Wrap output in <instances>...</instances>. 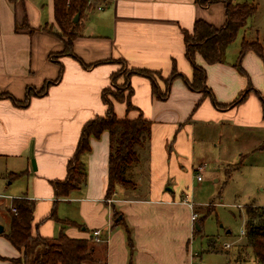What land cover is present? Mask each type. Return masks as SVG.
I'll return each mask as SVG.
<instances>
[{
    "label": "crops",
    "instance_id": "0c3cea01",
    "mask_svg": "<svg viewBox=\"0 0 264 264\" xmlns=\"http://www.w3.org/2000/svg\"><path fill=\"white\" fill-rule=\"evenodd\" d=\"M53 1L0 0V94L23 102L28 90L39 92L47 85L43 94L31 96L22 108L0 99V179L6 191L18 181L21 192L10 189L12 193L2 199L11 202V207L15 199L32 201L33 226L42 238L63 232L71 239L92 240V232L100 230L106 264H195L190 240L196 221L190 220L194 213L190 204H201L193 203L188 190L189 180L205 171L204 164L195 163L207 151L200 131L216 129L220 134L212 148H217L222 132L239 129L243 148L239 159L248 155L250 148L246 147H253L254 152L264 150V112L256 96L264 95L261 60L250 52L241 60L253 92L243 103L227 107L247 88V79L234 68L237 56L207 65L196 55L195 63L204 68L206 86L216 104L225 107L217 108L185 84L192 78V68L184 56L183 33L191 32L197 20L222 26L223 4L201 7L195 0H112L110 4L91 0V10L78 24L80 37L72 43L76 59H52L64 48L53 34L58 31ZM174 66L181 77L172 81L167 98L159 101L150 81L137 71L153 73L159 91L164 92L161 78L166 80ZM119 70L131 73L126 85L123 76L117 85L131 88L134 109L128 111L124 102L112 100L114 115L130 120L141 115L151 123L148 140L138 151L140 160L128 170L134 188L117 185L106 199L109 135L104 132L90 139L91 151L82 157L85 185L66 199H56L51 182L66 179L67 164L74 157L83 126L105 116L107 106L101 93L114 90L112 76ZM10 173L23 175L11 181ZM255 184L264 187V181ZM139 189L146 195L136 194ZM115 214L122 218L119 225H114ZM60 221L69 224L62 227ZM20 257L0 235V264H8L1 258Z\"/></svg>",
    "mask_w": 264,
    "mask_h": 264
},
{
    "label": "trees",
    "instance_id": "16d2710c",
    "mask_svg": "<svg viewBox=\"0 0 264 264\" xmlns=\"http://www.w3.org/2000/svg\"><path fill=\"white\" fill-rule=\"evenodd\" d=\"M91 0H54L53 13L54 21L58 31L55 36L62 41L63 51L60 54L52 56V59L69 56L76 59L72 52L73 41L80 37L78 32V24L81 17L91 10ZM96 1V0H95ZM101 2H110L112 0H98ZM201 7L209 4L221 3L224 6V23L220 27H213L205 21L197 20L191 32L183 33V41L185 46V58L192 68V78L185 81V84L192 92L201 93L208 97L212 104L217 108H225L216 104L210 90L206 86V73L202 66L195 63L196 55H199L207 65H215L224 63V53L226 48L236 39L240 30L247 25L248 19L255 12L252 5L233 3L232 0H195ZM79 15L77 23H73L75 15ZM49 32H51L48 29ZM253 53L257 56L264 67V47L256 40L247 41L242 38L238 59L234 68L237 72L247 79L246 90L229 106L235 107L244 102L247 95L253 92L247 74L240 66L241 60L247 53ZM140 75L147 78L151 83L152 93L159 101L167 98L168 91L172 81L181 75L176 72L175 66L169 77L163 80L165 85L164 92H160L153 73L148 71H137ZM59 74L55 82L60 79ZM131 73L119 70L112 76V86L114 90L105 89L101 93V99L107 106L106 114L103 117H97L87 122L82 130L77 144L74 157L67 164V176L64 181L51 182L54 197L56 199H66L68 195L81 189L85 185V168L82 157L90 153V139L98 138L104 132L109 135V155H108V180L106 189V199L114 193L117 185L123 188H134L132 181L125 178V171L136 165L139 158V150L146 144L151 123L145 120L141 115L136 119H118L114 115L112 109V100L124 102L126 109L129 111L134 109L131 105L132 90L129 86L125 88L117 85V79L121 76L125 77V85ZM45 85L39 92L28 90L26 100L23 102L14 100L8 94H0V99H8L18 108H22L28 104L31 96H40L46 89ZM125 92H127L125 94ZM260 99L264 112V95L256 94ZM241 166V165H240ZM238 166L237 169L240 168ZM23 174H8L9 180H14ZM12 207L16 209V214L10 212L9 231L3 236L11 246L21 254L17 259H4L8 264H106V245L102 246L103 258H96L98 250L96 245L90 243L91 239H71L63 232L54 238L40 237L33 226V214L35 205L32 201L24 199H15ZM118 214L114 215V225L122 223V218ZM118 217V218H117ZM62 227L68 225V222L60 221ZM199 230L195 229V234L200 232V224L196 221ZM243 239L246 248L250 249L256 264H264V207L248 206L245 208V222L243 227ZM93 242V241H92ZM128 248L130 256L133 255V242L129 231L127 233ZM42 246V247H41ZM41 247V248H39ZM245 260L237 261V263H245Z\"/></svg>",
    "mask_w": 264,
    "mask_h": 264
},
{
    "label": "rangeland",
    "instance_id": "374dc122",
    "mask_svg": "<svg viewBox=\"0 0 264 264\" xmlns=\"http://www.w3.org/2000/svg\"><path fill=\"white\" fill-rule=\"evenodd\" d=\"M232 1L252 5L255 7V12L248 19L246 27L240 30L236 39L226 48L224 60L238 57L242 38L247 41L256 40L264 47V0ZM118 86L122 87V84ZM239 132V129L222 132L221 147L212 148V144L217 143L214 140L220 133L216 129L200 131V135L206 139L202 144L207 151L203 153V158H197L195 163L196 166L204 164L205 171L198 175L201 182L196 181V178L189 180L188 190L193 203L201 204L196 207L190 204L191 208H194V214L197 212L198 215L195 221L200 224V232L193 235L190 240L195 264H238L237 261L242 260L246 261L242 264H256L241 234L245 222V208L251 205L264 207V187L255 186L256 181H264V150L254 152L253 147H246L245 149L250 148L247 151L248 155L239 159L238 153L242 147ZM134 166L125 171L126 179L130 180L127 176L130 172L128 170ZM3 182L5 181L0 179V227L6 234L9 231L11 218L10 212L6 209L11 208V202L2 198L12 193L10 189L17 190L20 194L21 192L18 181H15L8 191L3 188ZM136 194L143 197L146 192L139 189ZM90 243L97 247L96 258L102 259L104 244L97 245L92 241ZM226 245L229 247L225 248Z\"/></svg>",
    "mask_w": 264,
    "mask_h": 264
},
{
    "label": "built area",
    "instance_id": "2783aa9c",
    "mask_svg": "<svg viewBox=\"0 0 264 264\" xmlns=\"http://www.w3.org/2000/svg\"><path fill=\"white\" fill-rule=\"evenodd\" d=\"M196 179H197V181L201 180L200 176H197ZM10 210L14 214H16V209L14 207H11ZM196 217H197L196 214L192 213V216H191V219H190L192 221V223H194V221L196 220ZM100 234H101L100 230H95V231L92 232V240H93V242L99 243L101 241L100 238H99ZM243 234H244V232H242L241 235L243 236ZM228 247H229L228 245L225 246V248H228Z\"/></svg>",
    "mask_w": 264,
    "mask_h": 264
},
{
    "label": "water",
    "instance_id": "95a60500",
    "mask_svg": "<svg viewBox=\"0 0 264 264\" xmlns=\"http://www.w3.org/2000/svg\"><path fill=\"white\" fill-rule=\"evenodd\" d=\"M78 18H79V15H78V14L75 15L74 18H73V20H72L73 23H77V22H78ZM119 219H120V218H118L117 221H119ZM195 229H196L197 231L199 230V228H198L197 225L195 226ZM2 232H3V229L0 227V234H1Z\"/></svg>",
    "mask_w": 264,
    "mask_h": 264
},
{
    "label": "bare ground",
    "instance_id": "6f19581e",
    "mask_svg": "<svg viewBox=\"0 0 264 264\" xmlns=\"http://www.w3.org/2000/svg\"><path fill=\"white\" fill-rule=\"evenodd\" d=\"M201 173V172H200ZM193 210V209H192Z\"/></svg>",
    "mask_w": 264,
    "mask_h": 264
}]
</instances>
